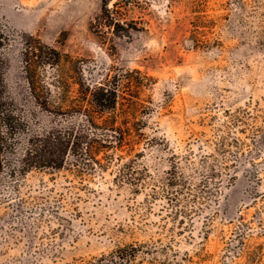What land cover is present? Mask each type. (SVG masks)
I'll return each mask as SVG.
<instances>
[{
  "label": "rangeland",
  "instance_id": "1",
  "mask_svg": "<svg viewBox=\"0 0 264 264\" xmlns=\"http://www.w3.org/2000/svg\"><path fill=\"white\" fill-rule=\"evenodd\" d=\"M108 7L109 15L102 0H0L7 81L36 126L56 116L32 111L23 34L61 53L56 72L45 69L69 89L54 92V104L73 98L77 80L112 81L136 106L115 126L138 129V141L93 155L107 167L4 178L0 264H113L119 247L134 254L131 264H264V0ZM123 173L133 181L114 179ZM172 175L180 184L167 186Z\"/></svg>",
  "mask_w": 264,
  "mask_h": 264
},
{
  "label": "trees",
  "instance_id": "2",
  "mask_svg": "<svg viewBox=\"0 0 264 264\" xmlns=\"http://www.w3.org/2000/svg\"><path fill=\"white\" fill-rule=\"evenodd\" d=\"M108 1L102 0V8L109 15ZM10 35L0 15V182L4 178L17 182L33 168L50 172L76 168L81 173L87 167L93 168L94 164L107 167L108 161L102 162L100 157L93 156L97 151L114 147L112 143L121 145L127 140L138 141L137 138H131V131H138L137 128L129 127L127 133L123 125L115 126L117 113L124 116L128 108L136 106L127 100V92L120 90L112 81L85 87L82 80H77L74 82L77 87L73 98H63L54 104L53 93L63 90L65 86L58 74L46 78L45 69L51 67L55 73L60 65L61 53L42 43L39 38L23 34L19 60L23 73L22 84L34 104L32 111L40 108L56 116L48 126H36L31 113L23 108L24 104L14 96L7 81ZM145 85L144 80L134 82L136 90ZM64 90L69 93V89ZM123 166L130 167L128 162H124ZM114 179L120 182L133 181L131 176L124 173L115 175ZM176 183L180 184L179 176L177 179L176 175L167 178V186ZM1 190L0 186V193ZM112 255L116 259L112 260L113 264H131L134 257V254L125 252V247H119Z\"/></svg>",
  "mask_w": 264,
  "mask_h": 264
}]
</instances>
